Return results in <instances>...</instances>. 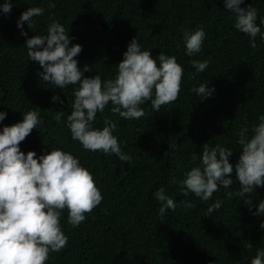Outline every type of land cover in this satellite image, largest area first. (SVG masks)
<instances>
[{"label": "trees", "instance_id": "16d2710c", "mask_svg": "<svg viewBox=\"0 0 264 264\" xmlns=\"http://www.w3.org/2000/svg\"><path fill=\"white\" fill-rule=\"evenodd\" d=\"M249 3L257 8L259 23L264 0H243L241 7ZM30 6L44 11L32 18V28L24 22L27 36L44 34L48 23L58 20L69 31L70 43L82 45L75 58L79 67L89 65L85 76L112 78L134 35L154 57L163 50L182 65L177 98L158 111L146 101L141 105L145 115L138 119L112 113L110 105L102 114L97 112L94 126L102 127L105 116L117 123L114 134L130 161L85 150L72 140L64 118L71 110L75 85L61 90L42 81L41 66L28 59L27 37L16 27L20 13ZM198 26L206 36L201 52L189 57L181 37ZM256 39L258 46L250 48L247 35L233 27L224 0H13L10 12H0V110L7 112L0 127L21 120L22 112L36 110L38 129L19 142L20 149L35 150L37 155L51 148L70 151L90 170L102 194L99 204L75 227L66 221L67 209L62 211L66 245L50 252L45 264H250L258 250L264 251L259 227L264 217L252 214L264 199V187L231 198L221 187L202 202L191 193L185 196L172 182V177L179 180L186 168L199 162L205 142L232 147L233 164L238 158L237 132L245 126L250 129L264 113V43ZM204 58L209 64L196 73L190 61ZM201 82L214 88L210 96L201 98L190 91ZM53 93L64 103L52 101ZM56 110L64 113L59 122L52 118ZM160 186L175 201L193 200L196 206L184 209L178 203L161 217L152 195ZM239 187L234 180L227 191L235 193ZM248 196L251 211L244 203ZM216 199L221 206L205 214Z\"/></svg>", "mask_w": 264, "mask_h": 264}, {"label": "clouds", "instance_id": "9594fccd", "mask_svg": "<svg viewBox=\"0 0 264 264\" xmlns=\"http://www.w3.org/2000/svg\"><path fill=\"white\" fill-rule=\"evenodd\" d=\"M242 3L243 0H224V9L232 13L233 27L246 34L248 46L255 49L257 36L259 42L264 43V16H260L257 23V8L252 3L241 7ZM12 5L13 0H3L0 12L7 14ZM43 11L40 6L28 7L20 13L16 27L27 37L24 45L28 59L41 66L38 75L42 81L61 90L75 85L71 90V110L64 118L72 140L78 141L85 150L115 154L120 161H130L131 155L122 150V142L114 134L117 123L105 116L102 127L94 126L97 112L102 114L110 105V112L128 120L138 119L145 115L141 105L146 101H150L154 112L158 111L161 105L177 98L182 65L175 55L163 50L154 57L151 49L142 48L134 35L122 53L123 58L116 64L112 78L102 80L98 73L85 76L83 73L89 70V65L81 68L75 58L82 45L70 43L69 31L58 20H51L44 34L27 36L24 22L32 28V18ZM205 36L202 26L185 30L181 37L185 54L193 57L200 53ZM190 63L195 72L200 73L209 60L192 59ZM190 91L204 98L210 96L214 88L201 82ZM50 99L64 103L56 93ZM6 115V111L0 110V121ZM63 115L56 110L52 118L59 122ZM22 116L15 123L0 127V264H45L50 252H59L66 245L67 236L60 219L62 211L67 209L66 221L75 227L99 204L102 194L90 170L70 151L51 148L37 155L35 150H21L19 142L40 122L36 110L29 109L22 112ZM236 144L239 155L233 164L230 161L232 147L205 142L199 162L186 168L179 180L172 177V182L185 196L191 193L202 202L209 201L221 187L228 198L234 194L245 197L254 189L264 187V113L250 129L247 126L239 129ZM169 146H175L174 139L169 141ZM234 180L240 183L235 193L227 191ZM152 195L159 202L157 214L161 217L166 210H175L178 203L184 209L196 206L193 200L175 201L163 186L156 188ZM244 203L251 211V196ZM220 206L221 200L216 199L208 204L205 214H212ZM252 214L264 217V199L255 205ZM259 227L264 232V223ZM250 264H264V251L258 250Z\"/></svg>", "mask_w": 264, "mask_h": 264}]
</instances>
